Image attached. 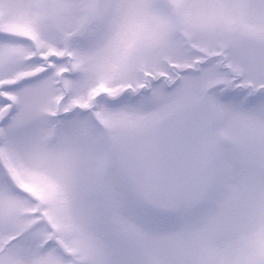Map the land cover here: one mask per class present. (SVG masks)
I'll list each match as a JSON object with an SVG mask.
<instances>
[{"label":"snow or ice","instance_id":"obj_1","mask_svg":"<svg viewBox=\"0 0 264 264\" xmlns=\"http://www.w3.org/2000/svg\"><path fill=\"white\" fill-rule=\"evenodd\" d=\"M0 264H264V0H0Z\"/></svg>","mask_w":264,"mask_h":264}]
</instances>
